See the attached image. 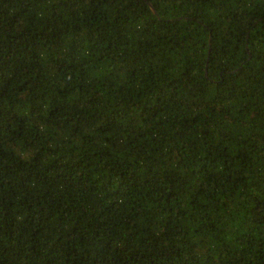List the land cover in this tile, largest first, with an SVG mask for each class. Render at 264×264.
<instances>
[{"label": "trees", "instance_id": "trees-1", "mask_svg": "<svg viewBox=\"0 0 264 264\" xmlns=\"http://www.w3.org/2000/svg\"><path fill=\"white\" fill-rule=\"evenodd\" d=\"M0 264H264V0H0Z\"/></svg>", "mask_w": 264, "mask_h": 264}]
</instances>
